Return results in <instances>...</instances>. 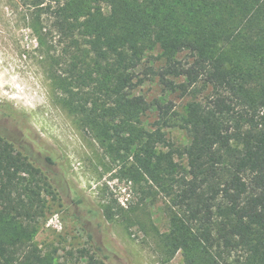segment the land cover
Returning <instances> with one entry per match:
<instances>
[{
  "label": "trees",
  "instance_id": "obj_1",
  "mask_svg": "<svg viewBox=\"0 0 264 264\" xmlns=\"http://www.w3.org/2000/svg\"><path fill=\"white\" fill-rule=\"evenodd\" d=\"M30 4L58 102L133 187L168 198L161 241L169 257L264 264V0ZM157 48L160 65L140 70ZM155 77L165 92L188 98L183 109L137 93ZM152 107L158 118L148 129L143 116ZM3 115L10 129H0V264H64L34 240L47 196L61 192L56 175H67L61 157L26 115ZM169 127L184 129L189 142L176 146ZM125 211L104 207L109 220ZM96 257L108 264L107 254Z\"/></svg>",
  "mask_w": 264,
  "mask_h": 264
},
{
  "label": "rangeland",
  "instance_id": "obj_2",
  "mask_svg": "<svg viewBox=\"0 0 264 264\" xmlns=\"http://www.w3.org/2000/svg\"><path fill=\"white\" fill-rule=\"evenodd\" d=\"M30 2L0 0V129H10L3 115L8 109L26 115L39 140L60 155L67 173L55 177L61 192L59 197L47 196L46 216L35 242L44 251H56L64 264H102L96 256L104 254L108 264H183L181 252L170 258L161 241V234L169 229L168 198L150 193L148 187L145 193L133 187L121 173L120 163L58 102L43 66L46 53L30 26L35 13ZM160 54L159 48L147 52L140 70L150 65L157 68ZM137 93L151 102L174 100L180 109L188 100L179 92H165L157 77L147 80ZM157 118L152 107L143 116L144 126L153 129ZM165 130L176 146L189 142L184 129ZM34 158L46 164L42 154L34 152ZM107 204L114 213L118 204L125 207L124 217L116 214L107 219Z\"/></svg>",
  "mask_w": 264,
  "mask_h": 264
}]
</instances>
